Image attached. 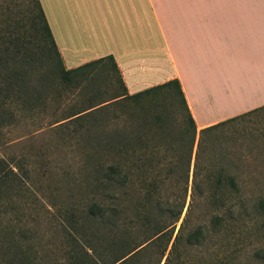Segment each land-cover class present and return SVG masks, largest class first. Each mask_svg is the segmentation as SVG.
Segmentation results:
<instances>
[{
  "label": "rangeland",
  "instance_id": "1",
  "mask_svg": "<svg viewBox=\"0 0 264 264\" xmlns=\"http://www.w3.org/2000/svg\"><path fill=\"white\" fill-rule=\"evenodd\" d=\"M39 21L32 0H0V25L14 28V34L23 31L22 39L28 46L24 53L31 54V60H24L29 65L22 68L28 75L26 86L22 85L24 93L14 92L11 96L13 118L9 125L0 127V157L22 159L29 169V192L14 198V210L9 216L16 229L26 231L32 247L31 264H67L72 237L93 232V226L86 222L87 209L95 203L109 205L106 188L96 183V170L109 162L116 135H124L122 142L128 144L134 136L142 134L149 121H163L165 130L171 132L165 138L172 146H151L159 142L151 131L146 151L151 154V164L157 163L156 179L171 191L176 177L174 173L166 177L165 170L180 169L176 158L184 150L176 144L185 112L170 89L102 107L103 104L97 105L95 108H100L92 112L88 113L95 108L76 115H82L78 118H68L86 106L109 100L119 91L118 83L107 69L92 70L79 77L80 82L75 85L63 83L51 52H41L38 47L33 28L39 26ZM41 79L40 90L33 91ZM198 137L196 134L190 171ZM121 151L137 156L144 152L137 141L132 146L125 145ZM125 162L128 167L131 161ZM198 165L203 169L222 168L233 176L242 198L248 201L249 237L232 264H264V211L258 207L260 202L264 205V108L205 134ZM133 169L130 188L134 189L138 185V171ZM125 198L123 204L127 203ZM123 216L131 217V211L127 210Z\"/></svg>",
  "mask_w": 264,
  "mask_h": 264
},
{
  "label": "trees",
  "instance_id": "2",
  "mask_svg": "<svg viewBox=\"0 0 264 264\" xmlns=\"http://www.w3.org/2000/svg\"><path fill=\"white\" fill-rule=\"evenodd\" d=\"M32 1L40 18L39 26L33 28L34 34L38 36V47L40 45L41 52L48 50L51 52L57 74L63 83L68 81L75 85L80 82L79 77H84L95 69L109 70L115 75L118 83L116 90L119 91L113 93L109 100L86 106L68 118L97 105L103 104L100 106L102 107L118 100L151 96L170 89H173L179 98L185 112V119L178 132V145L176 144L177 148L182 147L184 150L176 158L180 169L174 172L169 167L165 170L166 177L172 173L176 177L171 191L163 181L156 179L157 163L151 164V154L146 151L150 145L147 136L151 135L149 134L151 131H154L153 136L159 138V142L152 143L151 146L166 148L172 146L165 138L170 136L171 132L165 130L163 121L161 119L149 121L142 134L137 137L131 136L133 138L128 144L122 142L124 135L115 134L109 162L106 165H99L96 170V183L106 188L109 205L95 203L87 209L86 222L93 226V232L72 237L73 245L69 249L67 264H232L237 252L249 237L247 229L251 217L248 201L242 198L241 190L233 176L222 168L199 167L198 153L205 134L264 107L206 127L196 133L178 82L174 79L128 96L111 56L87 62L71 70H64L39 4L37 0ZM8 26L0 25V127L9 125L10 119L13 118L10 111L11 96H14V92L19 95L24 93L22 85L26 86L28 75L22 68L29 65L25 59L31 60V54L24 53L28 46L22 39L23 31L14 34L16 32L12 31L14 28ZM42 82V79L39 80L33 91L38 92ZM196 134L199 137L190 171ZM131 140L137 141L144 152L138 156L125 155L121 150L125 145H134L135 142L132 143ZM128 159L131 162L126 167L125 160ZM132 168L138 171V185L134 189L130 188ZM28 181L29 169L22 159L0 157V264H31L32 247L26 231L16 229L9 216L14 210V198L23 197L29 192ZM124 198L126 204H123ZM258 207L264 211L263 203L260 202ZM127 210L131 211V217L123 216ZM196 212L197 217L194 216Z\"/></svg>",
  "mask_w": 264,
  "mask_h": 264
},
{
  "label": "crops",
  "instance_id": "3",
  "mask_svg": "<svg viewBox=\"0 0 264 264\" xmlns=\"http://www.w3.org/2000/svg\"><path fill=\"white\" fill-rule=\"evenodd\" d=\"M64 70L111 56L126 95L178 82L196 131L264 107V0H37Z\"/></svg>",
  "mask_w": 264,
  "mask_h": 264
}]
</instances>
